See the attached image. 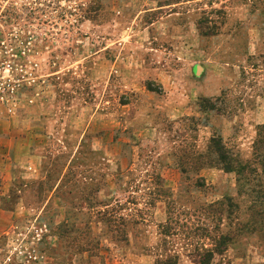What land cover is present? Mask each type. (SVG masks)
<instances>
[{
  "label": "rangeland",
  "instance_id": "obj_1",
  "mask_svg": "<svg viewBox=\"0 0 264 264\" xmlns=\"http://www.w3.org/2000/svg\"><path fill=\"white\" fill-rule=\"evenodd\" d=\"M264 264V0H0V264Z\"/></svg>",
  "mask_w": 264,
  "mask_h": 264
},
{
  "label": "trees",
  "instance_id": "obj_2",
  "mask_svg": "<svg viewBox=\"0 0 264 264\" xmlns=\"http://www.w3.org/2000/svg\"><path fill=\"white\" fill-rule=\"evenodd\" d=\"M203 264V263H202Z\"/></svg>",
  "mask_w": 264,
  "mask_h": 264
}]
</instances>
